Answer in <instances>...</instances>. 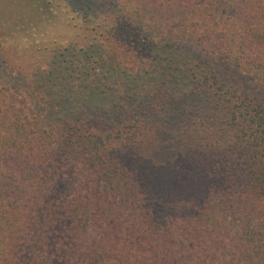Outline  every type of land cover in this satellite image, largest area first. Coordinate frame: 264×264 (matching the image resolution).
I'll list each match as a JSON object with an SVG mask.
<instances>
[{
    "label": "trees",
    "instance_id": "16d2710c",
    "mask_svg": "<svg viewBox=\"0 0 264 264\" xmlns=\"http://www.w3.org/2000/svg\"><path fill=\"white\" fill-rule=\"evenodd\" d=\"M112 14L99 80L0 81V264H264V0Z\"/></svg>",
    "mask_w": 264,
    "mask_h": 264
},
{
    "label": "rangeland",
    "instance_id": "374dc122",
    "mask_svg": "<svg viewBox=\"0 0 264 264\" xmlns=\"http://www.w3.org/2000/svg\"><path fill=\"white\" fill-rule=\"evenodd\" d=\"M83 1L90 5L87 12L100 15L96 22L94 19L85 22L84 8L89 6L83 7ZM115 2L116 0H0V42L12 43L10 48L5 49L2 58L16 67L14 72L6 70L0 58V81L15 84L19 78L15 72L27 76L38 67L48 69L55 61L62 69L66 68L67 72L72 71L74 77L77 73L81 74L82 66H92L94 70L90 73L99 80L102 77L100 70L104 71L105 68L98 67L103 63L105 67H110L113 57L119 54L111 51L117 50L114 42L99 37L96 34L98 29L94 30V27L117 26L116 18L112 19ZM90 48L97 52L92 53ZM99 50L104 51L102 58L98 54Z\"/></svg>",
    "mask_w": 264,
    "mask_h": 264
}]
</instances>
